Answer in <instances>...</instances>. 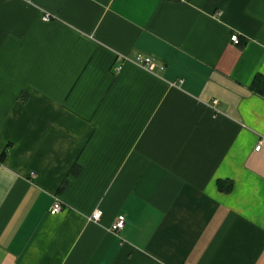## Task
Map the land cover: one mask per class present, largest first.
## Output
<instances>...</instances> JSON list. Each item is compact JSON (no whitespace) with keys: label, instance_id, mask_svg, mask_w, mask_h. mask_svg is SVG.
<instances>
[{"label":"crops","instance_id":"1","mask_svg":"<svg viewBox=\"0 0 264 264\" xmlns=\"http://www.w3.org/2000/svg\"><path fill=\"white\" fill-rule=\"evenodd\" d=\"M0 264H264V0H0Z\"/></svg>","mask_w":264,"mask_h":264},{"label":"built area","instance_id":"2","mask_svg":"<svg viewBox=\"0 0 264 264\" xmlns=\"http://www.w3.org/2000/svg\"><path fill=\"white\" fill-rule=\"evenodd\" d=\"M51 16L49 14H44L43 16V19L45 21H48L50 20ZM230 41L234 44V45H238L239 44V38L237 35H232L230 37ZM136 62L141 65L142 67L148 69V70H152L154 68V63L152 62V60L148 57H144V56H138L136 58ZM121 69L120 66H118L116 68V71L118 72L119 70ZM218 104V101L217 100H213L212 103H211V106L212 108L214 109L215 106ZM260 144H257V146L255 147V151H258L260 149ZM62 211V205L61 203L55 199V201L53 202V205L50 209V214L51 215H55V214H58L59 212ZM101 216H102V212L100 210H94L91 214V216L89 217V220L90 221H93V222H98L100 219H101ZM124 222H125V219H124V216L120 215L118 216L114 223L112 224V231L117 233L119 232L120 230H122L123 226H124Z\"/></svg>","mask_w":264,"mask_h":264},{"label":"trees","instance_id":"3","mask_svg":"<svg viewBox=\"0 0 264 264\" xmlns=\"http://www.w3.org/2000/svg\"><path fill=\"white\" fill-rule=\"evenodd\" d=\"M260 79H261L260 77H257V78L255 79V81H256V80H260ZM3 155H4V154H3ZM220 188H221V187H220ZM228 188H229V186H226V187L221 188V189H223V190H225V191H226V190L228 191Z\"/></svg>","mask_w":264,"mask_h":264}]
</instances>
